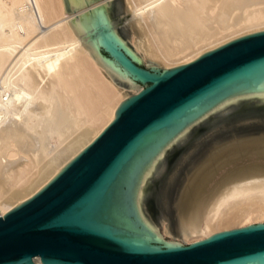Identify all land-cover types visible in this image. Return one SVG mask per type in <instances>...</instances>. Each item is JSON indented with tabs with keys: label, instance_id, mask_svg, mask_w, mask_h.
Instances as JSON below:
<instances>
[{
	"label": "water",
	"instance_id": "95a60500",
	"mask_svg": "<svg viewBox=\"0 0 264 264\" xmlns=\"http://www.w3.org/2000/svg\"><path fill=\"white\" fill-rule=\"evenodd\" d=\"M93 1L64 0L65 13ZM69 22L115 83L141 89L119 104L115 118L44 187L0 217V264H38L37 257L42 264H264V223L181 244L164 240L139 207L146 170L190 124L235 101L261 107L247 117L264 118V29L160 70L148 63L133 6L125 0H109ZM259 119L202 141V152L189 158L187 170L213 137L264 130ZM184 173L174 175L170 215ZM145 189L146 182L142 194Z\"/></svg>",
	"mask_w": 264,
	"mask_h": 264
},
{
	"label": "bare ground",
	"instance_id": "6f19581e",
	"mask_svg": "<svg viewBox=\"0 0 264 264\" xmlns=\"http://www.w3.org/2000/svg\"><path fill=\"white\" fill-rule=\"evenodd\" d=\"M125 1L133 6L148 60L164 69L264 29V0ZM64 3L0 0V217L44 187L105 129L130 96L95 63L69 22L93 2L67 14ZM259 144L230 146V159L249 151L259 156L264 151ZM228 159L219 155L203 164L209 169L200 175H206L201 185L177 205L175 232L187 243L264 223V169L255 164V170L216 176L214 166ZM158 160L144 174L139 207L159 233L140 205L142 188ZM162 224L164 239L172 232L168 223ZM35 262L42 264L38 257Z\"/></svg>",
	"mask_w": 264,
	"mask_h": 264
},
{
	"label": "rangeland",
	"instance_id": "374dc122",
	"mask_svg": "<svg viewBox=\"0 0 264 264\" xmlns=\"http://www.w3.org/2000/svg\"><path fill=\"white\" fill-rule=\"evenodd\" d=\"M107 1L109 0L93 1V3L89 4L90 6H87L88 8L85 9V11L92 9ZM83 12H80L79 14ZM76 15L78 14L76 13L72 17ZM148 63L156 69L162 70L164 68L162 65L152 60H148ZM117 86L121 87V89L124 92H127L129 95L133 94L135 90L140 89H125L118 84ZM258 108H255L253 105H250V103L246 104L239 101H235L234 104H228L220 107L215 111L214 114L196 123L189 130H187L184 135L178 137L177 140L174 141L173 146L169 147L168 151L165 152L164 156L161 158V162L158 164L157 167L154 168L155 170L150 173L146 181V189L143 194H141V207L148 221L155 228L158 229L159 233H162L163 222H166L168 223V225H170V230L172 233L171 236L165 235V240H172L183 244L187 243V241L180 238L175 232L177 219V205L180 200H184L185 195L186 200V198L191 194V191L201 185L206 175H200L209 169H203V164H205L206 162L210 163L211 161L214 162L219 155L228 157V160H225L224 162H221L214 166L213 172L216 176L225 173L228 170H232L236 174L237 172H246V170H255V168H257L258 170L264 169V153H259L260 155L258 156V154L253 153V155L252 151H249L248 153L241 154V157L237 159H230V157L234 155V150H231L230 146H235L239 143L246 142H253L258 144L260 143L261 145L264 144V130H260L256 133L249 131L245 134L243 133L233 135L231 137H228L227 139L220 141L217 140L216 137H213L214 139H212L211 145H209L207 149H205L202 157L193 165L191 169L187 170L190 167V163H187L189 158L192 157L194 154L197 155L200 154L199 152H202V150L199 151L200 143L202 141L209 139L217 133H221L222 131L228 130L232 126L238 125V123L258 120L259 118H252L249 116L247 117V115L250 114H257L256 109ZM261 119L264 118H260L259 120ZM258 123H260V121ZM222 149L223 151H219ZM209 157L211 160L209 159ZM255 164L258 166L254 168V166H256ZM181 171L185 172V180L177 189V197L172 203L173 206L175 205V210L174 213L170 215L168 212L169 195L171 194V190L174 191L175 188H177L174 187L172 189L174 175H178ZM181 203L179 204V208L181 207Z\"/></svg>",
	"mask_w": 264,
	"mask_h": 264
}]
</instances>
